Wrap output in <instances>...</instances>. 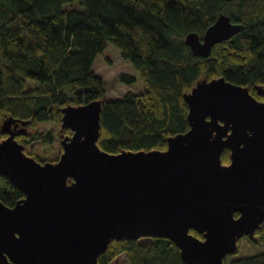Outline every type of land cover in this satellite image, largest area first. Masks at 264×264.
Instances as JSON below:
<instances>
[{
	"label": "water",
	"instance_id": "95a60500",
	"mask_svg": "<svg viewBox=\"0 0 264 264\" xmlns=\"http://www.w3.org/2000/svg\"><path fill=\"white\" fill-rule=\"evenodd\" d=\"M241 30L221 13L184 44L205 59ZM254 90L264 97V85ZM182 97L188 130L164 150H101L103 100L60 110L55 162L27 155L16 140L27 121L3 117L0 176L23 198L0 202V264H98L112 241L142 238L169 240L183 264H226L237 254L264 223V102L224 77H201Z\"/></svg>",
	"mask_w": 264,
	"mask_h": 264
},
{
	"label": "trees",
	"instance_id": "16d2710c",
	"mask_svg": "<svg viewBox=\"0 0 264 264\" xmlns=\"http://www.w3.org/2000/svg\"><path fill=\"white\" fill-rule=\"evenodd\" d=\"M221 13L242 30L214 45L208 58L194 57L185 36H202ZM108 45L130 63L145 91L106 100L91 68ZM204 76L224 77L252 95L264 85V0H0V125L3 117L27 121L34 133L16 138L25 152L32 142L50 147L59 139L63 107L95 100H103L101 150H164L167 138L188 130L182 96ZM48 122L56 132L40 133L38 124ZM227 156L222 153L223 163ZM22 198L0 176V202L13 207ZM142 239L112 241L98 264H183L169 240ZM226 264H264V254Z\"/></svg>",
	"mask_w": 264,
	"mask_h": 264
},
{
	"label": "rangeland",
	"instance_id": "374dc122",
	"mask_svg": "<svg viewBox=\"0 0 264 264\" xmlns=\"http://www.w3.org/2000/svg\"><path fill=\"white\" fill-rule=\"evenodd\" d=\"M91 71L103 81L106 91V100L108 101L121 99L127 92L139 94L145 91V87L138 79L133 67L129 62L124 61L120 57L119 51L112 45H108L103 55L97 56L95 58ZM122 74L133 76L136 80L135 83L131 85L121 83L119 76ZM37 130L40 133H46L49 131L56 132L57 126L51 122L41 123L38 124ZM33 133L34 130L28 128V134L31 135ZM60 152L61 146L59 139L56 137L50 147L44 146L39 142L30 143L25 153L35 154L40 162H55L59 158ZM263 252L264 245L249 243L242 239L239 241L238 253L236 255L227 256L225 263H229L230 261L239 258L257 255Z\"/></svg>",
	"mask_w": 264,
	"mask_h": 264
},
{
	"label": "flooded vegetation",
	"instance_id": "af4514ba",
	"mask_svg": "<svg viewBox=\"0 0 264 264\" xmlns=\"http://www.w3.org/2000/svg\"><path fill=\"white\" fill-rule=\"evenodd\" d=\"M256 86H258V85H256ZM255 91V90H254ZM252 95V94H251ZM257 101H259V102H264V97H262V96H259V95H257L256 94V92H255V94L254 95H252ZM227 151V157H228V160L226 161V162H222L223 164H228L229 163V151L228 150H224L223 152H226ZM235 216H237V215H235ZM263 228H264V223L263 224H261L260 226H259V228H257L255 231H254V233H253V238L252 239H249L247 236L246 237H243V238H241L240 240H245V241H247V242H249V243H254V244H261V245H264V239H263V237H264V231H263ZM201 239H202V236H201ZM239 240V241H240ZM239 241H238V246H239ZM239 251V250H238ZM259 254H264V252L263 253H259ZM259 254H257V255H259ZM236 255V254H235ZM253 256V255H252ZM226 259V258H225ZM225 262H226V260H225Z\"/></svg>",
	"mask_w": 264,
	"mask_h": 264
},
{
	"label": "bare ground",
	"instance_id": "6f19581e",
	"mask_svg": "<svg viewBox=\"0 0 264 264\" xmlns=\"http://www.w3.org/2000/svg\"><path fill=\"white\" fill-rule=\"evenodd\" d=\"M211 55V54H210ZM17 138V137H16Z\"/></svg>",
	"mask_w": 264,
	"mask_h": 264
}]
</instances>
